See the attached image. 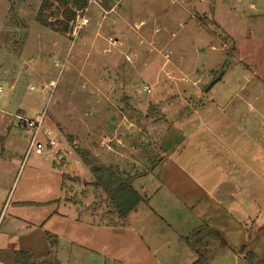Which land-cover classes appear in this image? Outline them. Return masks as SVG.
Returning a JSON list of instances; mask_svg holds the SVG:
<instances>
[{
    "label": "rangeland",
    "instance_id": "374dc122",
    "mask_svg": "<svg viewBox=\"0 0 264 264\" xmlns=\"http://www.w3.org/2000/svg\"><path fill=\"white\" fill-rule=\"evenodd\" d=\"M78 4L85 6L83 12H76ZM214 10L229 34L215 23ZM77 21L84 25L74 35ZM211 47L225 56L215 67L211 57L220 55ZM218 71L224 78L216 88L226 101L232 99L230 110L242 105L252 135H264V0H0V202L28 191L43 197L48 188L47 181L36 177L34 162L53 159L32 155L23 163L30 134L19 128L17 114L34 118L46 111V126L57 131L55 138L111 135L120 119L119 94L123 102H138L143 114L131 115L139 130L150 120L146 118L158 119L149 106L166 95L170 101L180 95L206 104L192 84L204 91ZM101 77L119 92L101 93ZM242 87V94L246 89L256 95L252 106L261 114L257 120L236 98ZM181 110L177 102L164 113L173 122ZM125 111L129 116L131 110ZM88 192L94 202L85 208L98 207L106 223H115L114 209L92 189L73 198L83 204ZM255 195L264 200V188ZM8 204L0 205V232L10 217ZM263 221L264 212L258 222ZM217 249L208 252L210 264H246L235 253L221 256L225 249ZM249 249L264 260V233L254 237ZM159 256L161 264H182L179 252Z\"/></svg>",
    "mask_w": 264,
    "mask_h": 264
},
{
    "label": "crops",
    "instance_id": "0c3cea01",
    "mask_svg": "<svg viewBox=\"0 0 264 264\" xmlns=\"http://www.w3.org/2000/svg\"><path fill=\"white\" fill-rule=\"evenodd\" d=\"M84 7L78 4L75 10L83 12ZM250 7L256 8L254 4ZM215 13V23L228 33ZM57 47L54 42L53 48ZM211 50L220 55L211 57L215 67L225 56L222 49ZM165 69L161 67V72ZM155 76V84L160 85L159 75ZM223 78L224 73L218 71L204 91L192 84L196 97L207 99L206 104L180 95L176 100L170 101L166 95V100L152 102L149 111L159 117L146 118L150 120L139 130L131 115L143 114L138 102L129 98L123 102L118 94L120 119L111 135H56L63 157L34 162L36 177L48 182L45 195L33 196L28 191L0 202L4 208L9 203L10 212L0 232V264H14L15 253L20 251L31 253L39 263L58 264H161L159 253L179 252L180 263L194 264L198 256L184 238L201 227L218 238H207L198 246L208 264V252L217 248L225 249L221 256L235 253L247 264L251 242L264 233V221L258 222L264 200L255 195L264 188V135H252L242 105L230 110L232 99L226 101L216 88ZM104 79L101 93L119 92ZM242 89L236 98L248 105L257 120L261 114L252 106L256 95L246 89L242 94ZM177 102L184 110L172 122L164 112ZM126 108L134 113L128 116ZM186 108L190 112L185 114ZM98 123L103 124L102 117ZM84 155L124 179L134 178L132 187L143 201L123 224H116L117 220L106 223L98 207L85 208L94 202L91 190L83 204L73 198L92 189L106 203L104 192L93 187L94 176Z\"/></svg>",
    "mask_w": 264,
    "mask_h": 264
},
{
    "label": "trees",
    "instance_id": "16d2710c",
    "mask_svg": "<svg viewBox=\"0 0 264 264\" xmlns=\"http://www.w3.org/2000/svg\"><path fill=\"white\" fill-rule=\"evenodd\" d=\"M86 164L90 167L94 176L93 187L96 191L104 192L106 196V204L114 209L117 214L116 224H123L128 216L138 207L143 201L142 197L133 189V177L126 179L122 178L118 172L112 168L98 166L96 159L83 156ZM206 232V233H205ZM50 240L53 238L49 237ZM213 238L204 227H201L194 234L188 238H184V242L197 254L198 260L194 264H208L205 257L201 254L198 246L206 240ZM247 264H264V260H258L253 253H247L245 256ZM14 264H58V263H39L35 257L25 251L15 253Z\"/></svg>",
    "mask_w": 264,
    "mask_h": 264
},
{
    "label": "built area",
    "instance_id": "2783aa9c",
    "mask_svg": "<svg viewBox=\"0 0 264 264\" xmlns=\"http://www.w3.org/2000/svg\"><path fill=\"white\" fill-rule=\"evenodd\" d=\"M83 25V22L78 24L77 21V24L73 26V34L75 35L77 30ZM31 90H35L34 87ZM144 91H149V88L145 87ZM2 94L3 90L0 88V96ZM14 118L18 122L19 128L30 134L23 163L32 155L36 157L48 156L53 160H59L63 157L64 151L61 149L58 139L55 138L54 130L46 127V111L37 114L34 118H27L23 114H17Z\"/></svg>",
    "mask_w": 264,
    "mask_h": 264
}]
</instances>
